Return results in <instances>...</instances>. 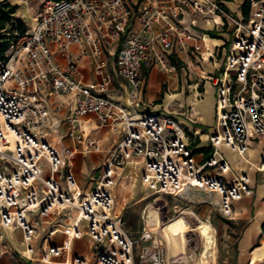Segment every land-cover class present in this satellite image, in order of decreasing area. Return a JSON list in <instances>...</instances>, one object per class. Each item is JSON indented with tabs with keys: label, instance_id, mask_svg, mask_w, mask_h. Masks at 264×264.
Listing matches in <instances>:
<instances>
[{
	"label": "built area",
	"instance_id": "2783aa9c",
	"mask_svg": "<svg viewBox=\"0 0 264 264\" xmlns=\"http://www.w3.org/2000/svg\"><path fill=\"white\" fill-rule=\"evenodd\" d=\"M142 3L134 9L126 0H42L32 22L24 20L26 29L16 32L0 61V257L11 252L3 230L21 229L26 244L21 255L51 263L68 245H49L58 222L49 221L51 227L43 235V220L77 211L69 237L81 238L79 225L86 222L95 255L92 264H135L139 246V264H172L158 228L148 227L135 239L114 214L116 168L129 161H142V181L155 194L185 196L193 188L216 193L226 217L233 216L235 201L253 193L249 176L233 173L222 147L245 155L249 141L264 135V0L249 1L247 22L225 11L217 0ZM188 12L222 14L235 25L224 70L210 76L217 87V132L210 136V153L202 161L195 137L177 118L139 111L145 104L144 70L154 64L168 67V54L187 51L195 38L178 22ZM114 42H120L116 71L129 86L130 107L111 94L104 72L102 53ZM74 45L81 48L80 55L72 53ZM193 47L202 50L200 44ZM57 55L64 57V65ZM89 55L100 79L83 83L80 60ZM51 96L72 100L65 120L57 116ZM88 115L121 133V139L109 151L93 190L82 195L69 165L77 145L100 149L99 141L86 138L82 130ZM64 123L69 125L66 136L60 133ZM11 135L15 147L4 148ZM65 137L75 145H65ZM44 164L50 166V176H45ZM41 238L38 248L35 241ZM72 264L88 263L76 255Z\"/></svg>",
	"mask_w": 264,
	"mask_h": 264
},
{
	"label": "crops",
	"instance_id": "0c3cea01",
	"mask_svg": "<svg viewBox=\"0 0 264 264\" xmlns=\"http://www.w3.org/2000/svg\"><path fill=\"white\" fill-rule=\"evenodd\" d=\"M217 1L221 3L225 11L233 15H236L234 11L241 12L243 21H248L249 17L246 19L242 10L246 0ZM126 3L134 9L143 5L142 0H126ZM28 12L26 11L22 16H27ZM34 15L35 13H32L27 16L29 19L24 20L31 23ZM178 22L193 33L195 38L189 41L187 51L181 53L172 51L168 54V67L154 64L144 70L146 86L143 98L145 104L139 107V111L177 118L186 133L195 137L196 142L194 145L197 146V158L203 160L210 153L209 138L217 132L215 110L217 87L210 80V76L221 74L224 70L235 25L222 14L204 15L193 12L183 15L178 19ZM226 22L230 24V27L223 32ZM135 26L139 27V24L135 23ZM194 44H200L202 50L195 51ZM119 47L120 42H114L104 47L102 53V59L106 60L104 72L110 79L109 89L111 94L130 107L128 102L129 86L126 81L117 75L116 71V54ZM71 51L74 55H80L81 48L74 45ZM56 58L61 65L65 64L64 57L57 55ZM80 68L82 70L80 79L83 83H92L100 79L94 71V62L90 55L81 58ZM183 70L185 72H182ZM50 103L57 110V116L63 120L67 118L73 107L72 100L66 96H51ZM81 126L86 138L97 139L100 144L99 150L91 151L86 149L84 143L77 145V153L69 165L75 177H81L83 184L78 183V185L81 188L82 195H85L90 193L96 184L94 181L86 188L87 178H95L92 176V172H95L101 162L107 160L109 151L121 139V133L113 131L109 127L100 126L95 115L85 117L81 122ZM68 130V123H64L60 133L66 136ZM63 142L68 146L75 145L70 137H65ZM222 152L231 164L234 174L248 175L250 178L253 193L234 202L233 217L236 221L233 223L237 224L239 221H245V228L236 242L235 256L238 258V264H245L249 258L252 263H255L264 257V254L262 257H254L255 249L264 247V245L255 246L260 236V226L264 222V168L262 167L264 135L254 137L249 141V148L245 155H240L236 149H230L226 146L222 147ZM143 172L144 165L140 160L129 161L116 168V184L113 188L115 198L114 214L121 217L126 231V225L120 213L125 208L128 197L120 178H130L135 175L136 177L140 176L142 181ZM228 176L231 178L233 175L229 174ZM142 184L150 190L143 181ZM150 191L153 193L152 190ZM76 217L77 211H72L70 217L53 215L43 220L40 230L43 235L44 231L51 227L49 221L58 222L54 224V227L58 229L57 232L48 239L47 243L53 246L68 245V249L62 256L55 257L51 263L42 264H72L73 257L76 255L83 257L88 264L95 261L93 242L88 235L86 222L79 225L82 232L81 238L71 239L69 237V232L74 227ZM143 231L138 236H130L138 239ZM3 233L11 252L0 257V264H32L38 262L21 255L26 249L21 229H4ZM42 242V238L36 240L35 246L40 248ZM136 249L139 250L140 246ZM250 251L252 252L250 253Z\"/></svg>",
	"mask_w": 264,
	"mask_h": 264
},
{
	"label": "rangeland",
	"instance_id": "374dc122",
	"mask_svg": "<svg viewBox=\"0 0 264 264\" xmlns=\"http://www.w3.org/2000/svg\"><path fill=\"white\" fill-rule=\"evenodd\" d=\"M11 1L19 4L16 16L23 20L29 19L27 16L32 13L36 14L41 5V0ZM26 11H29L27 16H22ZM234 13L236 14L234 15L236 18L243 20L241 12L237 13V11H234ZM229 27L230 24L226 22L223 32L227 31ZM187 71L189 72L188 69ZM182 72H185V70ZM199 160L202 161V159ZM105 162H101L95 172H92V176L95 178H87L86 188L92 182L98 180L100 170ZM43 170L45 176H50L52 173L48 164H44ZM75 178L77 183L83 184L81 177L76 176ZM120 182L123 184L128 197L126 206L120 215L123 217L129 235L138 236L147 226L158 228L166 247V243L172 246L177 245L178 251L172 252V264H202L200 255L203 249V237L199 227L203 221H210L215 228L216 257L210 256L208 264H238V258L235 256L236 242L245 228V221H239L235 224L233 222L236 220L233 216H224L220 211L219 196L216 193L210 194L201 189L193 188L185 196L155 194L143 186L140 176L136 177L135 175L130 178H120ZM144 197L146 199H142ZM153 207L157 208L155 209L156 216L152 219L153 222L148 223L147 215L149 209ZM181 214L186 216V222L178 218ZM173 222H176L177 225L179 222L180 226L175 228L172 225ZM259 231L260 236L255 246L264 245V222L260 226ZM171 245L170 247L172 248ZM178 255L183 257L181 263L178 261ZM137 256L138 249H135V264H139ZM32 264L42 263L35 262ZM245 264H264V257L255 263H252L249 258Z\"/></svg>",
	"mask_w": 264,
	"mask_h": 264
},
{
	"label": "trees",
	"instance_id": "16d2710c",
	"mask_svg": "<svg viewBox=\"0 0 264 264\" xmlns=\"http://www.w3.org/2000/svg\"><path fill=\"white\" fill-rule=\"evenodd\" d=\"M250 0H246L242 6L244 17L247 19L250 13ZM19 4L11 0H0V61L6 58L10 43L16 36V32L26 29V22L16 16ZM209 155V154H208Z\"/></svg>",
	"mask_w": 264,
	"mask_h": 264
},
{
	"label": "bare ground",
	"instance_id": "6f19581e",
	"mask_svg": "<svg viewBox=\"0 0 264 264\" xmlns=\"http://www.w3.org/2000/svg\"><path fill=\"white\" fill-rule=\"evenodd\" d=\"M15 145H16L15 138H14V136L11 135L9 137L8 143H6L4 148H7V147L14 148ZM143 199H146V197H144ZM156 201H157V199H156ZM153 208H154V210H153ZM153 208L149 209V213L147 215L148 223L153 222L152 219L154 218V216H156L155 209H157V208H155V207H153ZM178 218H181L185 222L187 221V218L184 214L179 215ZM172 225H174L175 228L180 226L179 222H178V225L176 222H173ZM199 228H200L201 235L203 237V239H202L203 240V242H202L203 243V249H202V252L200 255V261L202 264H208V261H209L208 258L210 256L216 257V247H215L216 244H215V235H214L215 234L214 233L215 228L210 221H203ZM166 244H167L168 252L170 254L169 256L173 257L172 252L178 251L177 245L175 244L174 246H172L171 244H168V243H166ZM170 245L172 246V248L170 247ZM173 247H175V248H173ZM263 254H264V247L256 248L254 251V257L255 258L256 257H262ZM178 257H179L178 261L181 263L183 260V257L179 256V255H178Z\"/></svg>",
	"mask_w": 264,
	"mask_h": 264
}]
</instances>
